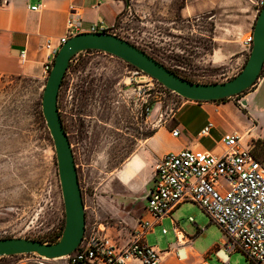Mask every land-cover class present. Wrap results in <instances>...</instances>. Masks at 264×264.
Returning <instances> with one entry per match:
<instances>
[{
	"label": "rangeland",
	"instance_id": "1",
	"mask_svg": "<svg viewBox=\"0 0 264 264\" xmlns=\"http://www.w3.org/2000/svg\"><path fill=\"white\" fill-rule=\"evenodd\" d=\"M253 1L191 0L190 14L183 18L178 13L183 0H125L128 8L108 33L125 39L190 82L221 83L239 73L249 56L244 65L233 60L224 64L222 59H215L217 65H212L209 56L222 47L229 48L225 54L230 56L236 40L242 39L245 45L258 16ZM200 3L217 7L199 11L195 6ZM130 70L129 64L114 56L84 52L73 58L59 93V111L74 153L86 226L104 225L118 246L133 240L147 217L145 186L154 169L153 162L130 186L118 180V173L141 152L142 141L154 132L155 125L154 115L145 118L143 114L145 102L150 106L152 100L143 84L132 81ZM45 84L36 77L0 75V239L55 243L65 226L56 152L42 114ZM180 98L170 92L161 95L159 115L171 118ZM163 141L164 148L176 146ZM172 220L191 238V248L200 256L222 246V230L198 206L183 205ZM175 240L171 219L146 236V244L160 251H167ZM27 259L18 255L1 262L29 264ZM193 260L191 257L189 262ZM207 261L224 264L215 254ZM228 263L252 264L241 253L232 254Z\"/></svg>",
	"mask_w": 264,
	"mask_h": 264
},
{
	"label": "built area",
	"instance_id": "2",
	"mask_svg": "<svg viewBox=\"0 0 264 264\" xmlns=\"http://www.w3.org/2000/svg\"><path fill=\"white\" fill-rule=\"evenodd\" d=\"M259 14L264 7V0L252 2ZM34 7L33 10H37ZM103 23L92 26L90 33L107 32ZM82 16L71 8L67 21L66 33L56 42L48 41L45 45L47 63L43 66V77L46 81L52 70L55 57L60 48L72 37L82 34ZM252 35L246 44L252 47ZM27 52L22 51L20 59L25 63ZM76 57V56H75ZM74 57V58H75ZM73 60V58H72ZM71 60V63H72ZM130 74L135 84H143L152 100L143 110L145 118L154 115V128L159 129L167 123L159 115L160 96L167 90L152 77L132 66ZM264 82V67L257 79L256 87ZM208 128L203 132L206 133ZM179 130L173 129V137H179ZM250 132H247L249 134ZM246 135H226L221 141V152L218 154L205 150L184 149L167 153L154 161L151 182L152 188L146 194L145 207L147 217L142 219L133 240L124 246H118L104 225L86 230L78 248L64 257L65 264H130L139 261L141 264H159L161 251L146 244V236L164 219H171L173 213L183 204L193 203L216 224L224 234L222 246L217 251L224 254V264L234 253H241L252 264H264V161L254 153V139L246 141ZM193 222V218H189ZM173 222V232L181 247L190 246L191 238L185 236ZM167 234L166 230L162 232ZM210 253L200 256L188 251H176L179 260L197 258L194 264H209ZM29 264H51L52 260L36 254H28ZM185 258V259H184Z\"/></svg>",
	"mask_w": 264,
	"mask_h": 264
},
{
	"label": "crops",
	"instance_id": "3",
	"mask_svg": "<svg viewBox=\"0 0 264 264\" xmlns=\"http://www.w3.org/2000/svg\"><path fill=\"white\" fill-rule=\"evenodd\" d=\"M190 5L191 0H183V4L178 8V13L183 18L190 14ZM34 7L38 9L33 10ZM195 7L199 11H211L217 5L206 8L207 6L200 3ZM71 8L81 13L82 33H90L92 26L101 23L107 28L112 27L128 5L125 0H0V75L29 76L44 80L42 71L47 63L45 45L48 41L56 42L66 33V21ZM228 49L222 47L215 50L209 56L212 65H217L215 59H222L224 64L233 60L244 65L249 56V46L246 43L244 45L241 39L234 42L230 56L225 54ZM22 51L27 52L25 63L20 59ZM180 99V106L167 123L142 141L141 152L130 158L118 173L120 182L130 186L138 174L148 169V165H152L156 159L167 153L192 149L218 154L221 152L222 139L231 134L246 135L250 132L245 140L254 139V153L264 161V82L237 98H227L223 101L195 102L182 97ZM242 102L247 105L242 106ZM175 128L180 132L179 137L172 135ZM206 128L208 131L204 133ZM163 140L176 143V146L164 148ZM151 179L145 186L146 194L153 186ZM175 239V243L171 244L167 251H161L159 264H194L197 261L195 257L189 262L190 258L179 260L175 256L176 251L181 250L176 236ZM220 247L217 246L209 253L215 254L216 258L224 263L222 251L216 254ZM186 249L195 252L191 245ZM227 260L229 261V258ZM1 261L2 258L0 264H3ZM130 264L140 263L132 261Z\"/></svg>",
	"mask_w": 264,
	"mask_h": 264
},
{
	"label": "water",
	"instance_id": "4",
	"mask_svg": "<svg viewBox=\"0 0 264 264\" xmlns=\"http://www.w3.org/2000/svg\"><path fill=\"white\" fill-rule=\"evenodd\" d=\"M252 38L251 52L242 71L226 82L212 84L194 83L181 78L130 42L108 32L82 33L70 38L55 57L42 96V114L56 152L65 226L56 243L25 238L0 239V259L28 254L49 260L60 259L71 255L83 239L86 230L84 200L72 145L58 108L60 89L72 58L86 51L108 54L143 71L186 100L215 102L240 96L256 85L264 67V7L257 16ZM241 105L245 107L247 103L242 102Z\"/></svg>",
	"mask_w": 264,
	"mask_h": 264
},
{
	"label": "bare ground",
	"instance_id": "5",
	"mask_svg": "<svg viewBox=\"0 0 264 264\" xmlns=\"http://www.w3.org/2000/svg\"><path fill=\"white\" fill-rule=\"evenodd\" d=\"M182 244H184L183 242L179 243V246H182ZM181 251L184 253V252H187L186 249H185V246L181 247ZM60 259H63V258H60ZM60 259H53L51 262H55L57 260H60ZM185 259V258H184ZM181 262V261H180Z\"/></svg>",
	"mask_w": 264,
	"mask_h": 264
},
{
	"label": "trees",
	"instance_id": "6",
	"mask_svg": "<svg viewBox=\"0 0 264 264\" xmlns=\"http://www.w3.org/2000/svg\"><path fill=\"white\" fill-rule=\"evenodd\" d=\"M87 53H91V52H97V51H86ZM237 97H239V96H236V98ZM235 98V97H234ZM225 100V99H224ZM219 101H223V100H219ZM216 102V101H215ZM58 108H59V101H58ZM60 112V111H59ZM61 237V236H60ZM57 240V239H56ZM56 240H53L54 242L56 241ZM41 242H43V243H47V241H41ZM56 243V242H55ZM14 257V256H13ZM3 259V258H2Z\"/></svg>",
	"mask_w": 264,
	"mask_h": 264
}]
</instances>
